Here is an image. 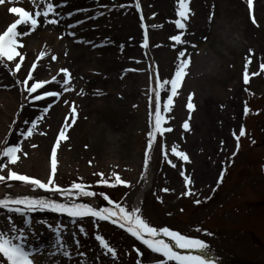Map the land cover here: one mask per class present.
I'll return each mask as SVG.
<instances>
[{"label": "rangeland", "instance_id": "obj_1", "mask_svg": "<svg viewBox=\"0 0 264 264\" xmlns=\"http://www.w3.org/2000/svg\"><path fill=\"white\" fill-rule=\"evenodd\" d=\"M234 1L238 4L237 0ZM50 2L55 6L58 3L57 0ZM136 2L78 0L66 7L56 6V12H62L57 17V24L44 25L41 17V24L35 31L19 37L22 46L17 50L24 57L23 61L15 58V62L21 63L19 71L14 70L13 62L0 61V86L17 88V84L26 100L25 103L19 100L17 105L9 106L0 96V150L12 143H20L22 148V152L17 153L20 159L15 164L6 157H0V164L5 165L0 174L6 175L12 170L46 180L51 174V149L56 147L59 132L64 130L68 139L62 140L57 148L55 183L63 188L72 183L88 184L91 191L105 193L112 201L131 210L138 194L147 187L149 165L145 166L144 161L150 155L153 177L139 206L146 222L157 228L168 227L205 240L209 244L210 255L221 264H264V68H261L264 52L244 49L239 51V62L234 61L233 54L219 62L211 45L197 51L192 44L204 39L192 28V21L200 13L196 0H189L191 13L186 21H182L186 24L184 29L177 27V16H173L174 28L171 29L155 26L154 22L148 47L143 48L140 45L143 30L136 18L140 9L134 7ZM138 2L145 14L152 13L142 0ZM245 4L249 12L247 0H244V13ZM257 5L255 14L258 19L254 15L256 26L264 27V4L259 1ZM43 6V0H35V6L32 0H16L0 5L4 15H7L1 19L0 34L18 18L8 11L9 7H23L34 13ZM210 10L213 15L216 7ZM207 13L205 9L201 14ZM129 14L132 15L129 17ZM124 16L129 18L127 24ZM245 18L247 20L246 14ZM100 20L112 25L104 33L113 36L108 41L114 44L116 52L113 57L112 52L104 49L97 51L98 47L102 48L95 42L96 26ZM77 21L81 23L77 24ZM129 24L134 25V30L131 26L128 28ZM48 25L63 42L60 49L49 44L37 48ZM17 30L25 29L18 26ZM73 32L74 36L69 34ZM181 34L185 43L170 39ZM79 38H84L83 42L89 46L81 47L77 43L79 47L76 46V50L86 52L84 61H77L78 58L68 48ZM191 40V45L186 48ZM41 51L46 53L43 58L39 57ZM78 51L74 53L78 55ZM181 51L185 52L184 57H180ZM53 55L55 60L51 59ZM189 56L186 75L173 94L170 81L180 61ZM94 59H103L108 67L115 64L114 71L99 70L98 64L93 63ZM33 63L37 64L33 70L34 78L57 77L59 83L51 82L45 87L60 91L59 98L48 97L41 101L26 99L27 93L17 81L25 78ZM62 68L70 73L68 92L63 91L64 74L59 71ZM227 71L231 73L228 77ZM245 71L249 75L247 83L243 79ZM111 76L117 79L112 92L107 83ZM12 87H0V93L13 90ZM156 92H159L163 117L161 126L165 132L150 136L149 133L155 130L153 108ZM169 95H172L171 104L167 101ZM102 97L105 102L98 107L96 103ZM189 102L194 105L192 110L187 107ZM203 103L209 113L207 116L202 112ZM48 104L52 107L45 113L44 108ZM73 104L75 113L72 112ZM89 104L93 112L90 111L91 106L87 107ZM20 105H23L22 109ZM165 105L168 111L164 110ZM245 106L249 109L247 114ZM32 120H38L33 135L21 137V131L32 127ZM186 121L190 130L183 127ZM241 127L245 135L237 141ZM150 140L154 146L147 155ZM172 147L184 152L189 159L185 161L176 156L171 151ZM25 152L27 156L23 154ZM233 152H236L234 156ZM114 173L126 183L117 184ZM185 176L189 177L191 184L185 182ZM100 180H107L108 183H98ZM9 184L10 188H17L19 192L69 202L56 193L27 188L19 182L10 181ZM3 189L9 188L0 184V192ZM33 191L44 193H30ZM196 200L200 203H195ZM9 216L17 226L28 227L23 225V217L0 209V230L9 229ZM30 218V243L44 248L43 254L35 256L34 264H152L162 258L160 254H152L127 231L99 220L89 217L73 220L66 214L49 211L32 213ZM49 225L52 227L49 228ZM57 225L70 258L62 252L48 255L49 251H55L48 245L55 238ZM97 235L115 250L116 256L100 245L95 238ZM161 238L172 242L167 237Z\"/></svg>", "mask_w": 264, "mask_h": 264}, {"label": "snow or ice", "instance_id": "obj_2", "mask_svg": "<svg viewBox=\"0 0 264 264\" xmlns=\"http://www.w3.org/2000/svg\"><path fill=\"white\" fill-rule=\"evenodd\" d=\"M16 0H0V5L6 3H14ZM35 6V0H32ZM179 10L177 16L179 19L175 21L176 25L180 29H184L186 24L182 21H186L189 18L191 10L189 8V0H177ZM249 15L251 18V23L256 25L257 21L252 14L253 0H247ZM43 8H37L33 13L32 11L26 10L23 7H9L8 11L15 14L18 18L15 19L6 31L0 34V61L13 62L14 70L19 71L21 68V63L15 62V58L19 57L20 61L24 60V57L17 50L18 47L22 46L19 37L27 36L31 32L35 31L38 26L41 24V17L43 18V24H57L58 23V13L56 12V6L50 0H43ZM120 7H125V5H120ZM136 9H140L141 5L138 0L134 4ZM68 15H71L69 13ZM155 15V14H153ZM211 13L209 19H211ZM52 17L51 19L49 17ZM141 19H143L141 15ZM77 24L81 21H77ZM18 26H24L23 31H18ZM75 25H68V27H74ZM70 35H75V33H69ZM181 35H174L170 37L171 40L178 43H185L182 40ZM143 47H148V35L147 31L144 34ZM195 47V45H193ZM251 52V49L249 50ZM46 55L45 52L41 51L39 57L43 58ZM180 57L185 56V52L181 51L179 53ZM52 60L56 59V56L51 57ZM190 63V56L186 59L180 61L179 66L176 68L175 75L171 79V91L173 94L176 93L177 88L181 86L182 81L186 75V69ZM37 67L36 63L31 65V70L26 73V76L23 80L17 81L24 88V91L27 93V98H30L31 101H41L48 97L59 98L61 95L60 91L48 90L45 86L50 82H57V77H51V81L47 79H38L34 78L33 70ZM247 68V65L245 66ZM261 68H264V65H261ZM64 74L63 78V91L68 92L70 88L68 87L70 83V73L66 68L59 70ZM244 82L247 83L249 80V75L247 71L244 74ZM31 84L29 85V82ZM169 83V81H165ZM3 88H10L11 85L0 86ZM42 90V91H40ZM97 94L102 95L103 93L98 92ZM191 94L189 95V101H191ZM168 104L172 103V95L167 97ZM65 104L68 103L67 100L64 101ZM21 109L23 105L19 106ZM52 107L51 104H48L44 108V112L47 113ZM189 110L194 108V105L189 102L187 104ZM165 111H168L167 105H165ZM249 109L247 106L244 108L245 114ZM72 112H76V108L73 104ZM18 118V117H17ZM161 115V105L159 92L156 93V103H155V130L153 133H149L150 136L155 135L156 133H161L163 131L161 127L162 122ZM38 120H32V127L27 128L26 131H21V137H31L34 130L37 128ZM186 130H190L189 123L186 121L183 125ZM235 135V133H234ZM245 135V130L243 127L239 130V136H236L237 141L240 137ZM68 137L65 135V131L61 130L59 136L56 140V147L51 149V174L47 177L46 180H41L26 174H18L16 171L9 170L7 174H0V184H3L6 188H10V181L21 182L27 188L34 190H44L47 192H52L59 194L62 197H65L69 202H62L56 199H48L43 196H34L31 194H0V209L6 210L9 214H17L23 217V225L17 226L12 222L11 216L8 217L10 227L7 230H0V264H34V257L37 254H43L44 248L30 243V231L32 225L31 214L36 212L49 211L51 213L57 214H66L69 217H85L92 216L98 218L100 221H110L114 225H118L121 229H125L131 236L135 237L140 241L147 250H150L152 254H160L162 257L159 260L153 261L152 264H216V259L210 255L209 244L200 238L191 237L185 234H181L177 230H170L168 227H154L151 226L148 222L142 218L141 208L134 207L131 210L122 206L121 203L114 202L105 193H100L99 195L103 196L105 200L108 201V204L113 205L112 207H101L97 208L91 203H78L77 199L80 197H95L96 192L88 190V188L82 183H72L68 188H63L60 185L55 183V174L57 172V148L62 140H67ZM152 141H149V146ZM35 147V145H33ZM237 151L239 149V143H237ZM171 151L176 155L181 157L183 160L187 161L189 157L182 151H177L175 147H172ZM22 152L20 143H12L11 146L3 147L0 150V157H6L8 160L15 164L20 156L17 153ZM27 156V153H23ZM236 152H233V156ZM148 160L147 156L145 157L144 164L147 166ZM5 167L4 164H0V169ZM115 180L117 184H125L126 182L120 178L118 174H115ZM221 173V178H222ZM185 182L191 184L192 181L188 176L184 177ZM98 183L107 184V180H100ZM168 191V189H164ZM185 195L189 193H184ZM76 198V199H73ZM195 203L199 204L200 201L196 200ZM52 226L49 225V228ZM83 231V229H81ZM207 235H212V233L206 232ZM54 240L51 241L48 245L49 248L54 249L55 251H49L48 255H55L60 252L65 257L70 258L69 251L66 249L65 242L61 239L60 226L57 225L54 230ZM167 237L172 242H174L175 248L167 240L161 238ZM34 238V236H33ZM96 240L99 241L100 245L107 250L108 253H111L112 256H116V252L113 248L109 247L108 243L105 242V239L102 236L97 235ZM175 249L187 250L185 253L176 251ZM139 253V249H137Z\"/></svg>", "mask_w": 264, "mask_h": 264}, {"label": "bare ground", "instance_id": "obj_3", "mask_svg": "<svg viewBox=\"0 0 264 264\" xmlns=\"http://www.w3.org/2000/svg\"><path fill=\"white\" fill-rule=\"evenodd\" d=\"M74 1H78V0H57L58 3L56 4V6L66 7L68 5H71V3ZM196 1L198 2L197 6H198V11L200 13L198 12L199 15L197 16V18H195L192 21V24H193L192 28H193V31L196 33L198 32L199 35L201 33L203 36L202 39H204V40L199 41V42L197 40L195 42V44H192V46L195 45L194 48H196L197 51H199L201 49L203 50L206 47H209L211 45L210 48L214 49V51H215L214 53L216 54V59L219 62L221 60L225 61L224 60L225 57H226V60L229 59L230 58L229 54H233L235 56V57H233L234 61L239 62V57H240L239 51L242 52V51H244V49H245V51H249L251 49L252 52H255V51L256 52L262 51L261 53L264 52V27H258V26L251 23V19L249 18L246 4H245L246 13H244V9H243L244 0H240V1L237 0L238 4L235 3L234 0H196ZM259 1H260V3L264 4V0H253V6H252V9L254 10L253 15H256L255 11L259 7L257 5L259 3ZM100 4H102V3H100ZM142 4L144 6H148L151 8L152 13L151 14H144L145 16L143 17V20H142L143 23L147 24L149 29H153V28H155V26H161V27L164 26L163 28H166V29L174 28V27H172V25H173L172 19L174 18L173 16H177L175 14L179 10L177 0H144V2L142 0ZM215 7H216V11H215V13H213V15H211V19H209V13H212L210 8H215ZM205 9L208 10L207 15L201 14L203 12V10H205ZM57 13L60 15L62 12L60 13L57 11ZM153 14H155V15H153ZM245 14L247 16V20L249 19V21L246 20ZM131 15L129 14V17ZM5 16H7V15L6 14L4 15L3 8L0 7V22H1L2 17H5ZM255 17H256V19H258L257 15ZM136 18H137V21H140L138 19V16H136ZM177 19H179L178 16H177ZM123 20L127 24L129 22L128 16L127 17L124 16ZM101 21L102 20L98 21L97 26H96L97 27V29H96L97 40L95 42H98L99 46H101L102 48L98 47L97 51L99 52V51H102V49H104L107 52H112L111 55L113 57V55L116 52L114 49V44H110L108 42L109 40H112L113 36L104 33L105 29L106 28L111 29L112 25H110V24L106 25L105 23H103ZM154 22L156 23L155 26L152 25ZM163 23H164V25H163ZM42 24H43V22H42ZM129 26H131V30L132 29L134 30L133 24H129L128 28H129ZM125 27H126V25H125ZM233 31H235L237 33H234ZM88 34H90V32ZM158 36H160V35H158ZM43 40H46V42ZM59 40L60 39H59L58 35H56L54 29H52V27H49V25H48L47 28L44 30V33L41 36V41L39 42V46L37 48L38 49L42 48L40 46L42 44H45L46 46L49 44V45L59 47V49H60L63 42H60ZM84 40H85L84 38H79L76 43L68 46V48L71 49V54L73 56H75V58H78L77 61H79V60L84 61L85 60L84 56L86 55V52L83 51L82 48H81L82 50H79V51L76 50V46H78L77 43H79V46H81V47H83V46L89 47L83 42ZM192 41L193 40L189 41L186 48H188V46L191 45ZM106 42H108L109 44L106 45ZM103 46H105V47L103 48ZM112 48H113V50H111ZM75 51H78V55H76L74 53ZM232 51H233V53H232ZM236 51H238V52H236ZM61 54L63 55V51ZM93 61H94L93 62L94 64H96V65L98 64L99 70L114 71V69H115V64H114V66L108 67L104 63L103 59H94ZM111 61L115 62L114 59H112ZM230 74L231 73L229 71H227V77ZM42 79H45V78H42ZM99 83H101V80H99ZM107 83H108L109 91L112 92L114 90V87L117 85L116 84L117 79H115L114 76H111L110 80H108ZM15 85L17 88H15L13 86L12 87L13 90H10V91L6 90V91H3L0 93V96L4 98V100H2V101L6 100L7 104L9 106L17 105L19 100L22 103L25 102V98L23 97L21 87L19 90L18 85L17 84H15ZM87 99H89V98H87ZM104 99L105 98L102 97L100 99L101 101L96 103V104H98V107L100 105L104 104V102H105ZM64 100H65V98H64ZM90 106H91V108H90ZM87 107L90 108V111H92V112L94 111L91 104H89ZM0 108H1V103H0ZM202 108H203V111H202L203 115H205V116L209 115V113L205 110V103L202 104ZM44 192H42V191L41 192H34L33 191L30 193H33L35 195H41ZM0 194H12V195L21 194V195H24L27 193L24 191L19 192V190L17 188L13 187V188L1 190ZM84 200H85V202L91 203L92 205L100 206V203L94 197H84ZM141 200H142V194L140 192L138 194L136 200H135V207H139ZM178 251H180V250H178ZM180 252L185 253L182 251H180ZM38 259H39V257H38Z\"/></svg>", "mask_w": 264, "mask_h": 264}, {"label": "trees", "instance_id": "obj_4", "mask_svg": "<svg viewBox=\"0 0 264 264\" xmlns=\"http://www.w3.org/2000/svg\"><path fill=\"white\" fill-rule=\"evenodd\" d=\"M98 195H99V194H98ZM99 196L101 197L102 201L104 202V204H105L107 207H112V206H110V205L108 204V201L105 200L103 196H101V195H99Z\"/></svg>", "mask_w": 264, "mask_h": 264}]
</instances>
